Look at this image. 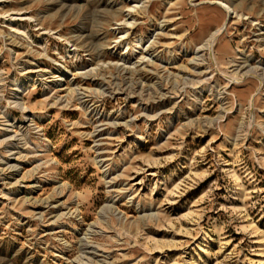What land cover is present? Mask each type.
I'll use <instances>...</instances> for the list:
<instances>
[{
    "label": "rangeland",
    "instance_id": "1",
    "mask_svg": "<svg viewBox=\"0 0 264 264\" xmlns=\"http://www.w3.org/2000/svg\"><path fill=\"white\" fill-rule=\"evenodd\" d=\"M83 263L264 264V0H0V264Z\"/></svg>",
    "mask_w": 264,
    "mask_h": 264
},
{
    "label": "bare ground",
    "instance_id": "2",
    "mask_svg": "<svg viewBox=\"0 0 264 264\" xmlns=\"http://www.w3.org/2000/svg\"><path fill=\"white\" fill-rule=\"evenodd\" d=\"M102 9V8H101ZM115 11H116V9H113L112 7H111V9H108L107 10V12L108 13H111V12H114L115 13ZM230 12H231V7L230 6H228V10H227V13L228 14H230ZM112 15V14H111ZM99 16V15H98ZM98 18L99 17H97V15L95 16H93L92 17V21H91V24H89L88 26H87V28L85 29V32H89V33H92L93 34V38L95 39V41L94 42H90V43H88V47H89V50H92V52H98V42H99V39H101V32L99 31V23H97V22H99L98 21ZM221 31H222V29H218L217 31H215V32H212L211 33V35H210V38L208 39V42L205 44V46H204V48H202L203 50H211L212 49V45L215 43V41H216V39H217V37L220 35V33H221ZM85 37H87V35L85 36ZM102 46V45H101ZM100 50V49H99ZM147 50V49H146ZM145 50V51H146ZM201 50V49H200ZM144 51V52H145ZM149 52V51H148ZM199 52V51H198ZM147 53V52H146ZM202 53V52H201ZM148 54V53H147ZM146 57V56H145ZM144 57V59H146ZM102 65V64H101ZM255 73V71H251V70H249V71H246V73L245 74H254ZM256 74V73H255ZM62 100V99H61ZM88 234V233H87ZM84 257V256H83ZM85 258V257H84ZM84 264V263H83Z\"/></svg>",
    "mask_w": 264,
    "mask_h": 264
}]
</instances>
